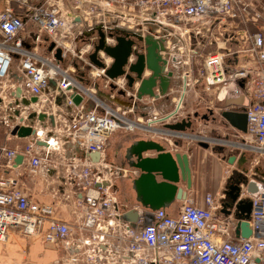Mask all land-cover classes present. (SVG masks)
<instances>
[{
	"label": "built area",
	"instance_id": "2783aa9c",
	"mask_svg": "<svg viewBox=\"0 0 264 264\" xmlns=\"http://www.w3.org/2000/svg\"><path fill=\"white\" fill-rule=\"evenodd\" d=\"M258 23L264 30V14L247 0H0V127L5 139L0 170L12 169L21 155L27 173L53 185V197L67 201L75 218L73 224L61 221L57 204H39L14 178L0 177V244L11 232L40 238L59 252L52 264H264V184L254 180L257 193L249 196L251 236L233 239L216 216L222 208L213 195L205 196L204 207L186 198L176 216L122 205L116 184L139 171L110 164L105 156L109 138L124 131L170 144L188 140L233 148L253 154L255 164L264 158V33L247 31L249 24ZM95 27L109 47L116 46L122 32L161 43L158 55L161 75L169 80L167 93H160L158 81L154 97H137L139 81L128 87L126 76L135 78L129 67L145 54L144 43L133 37L123 76H105L113 60L102 51L98 59L104 68L92 66L87 58L99 40ZM203 41L215 46L216 53L202 57ZM51 43L55 47L49 52ZM57 48L61 62L54 57ZM68 55L71 61L63 66ZM201 57V68L192 77L191 68ZM151 74L145 68L142 80ZM199 84L209 96L207 107L222 106L213 115L227 110L246 115V133L233 130L228 140L220 135L208 139L202 130L166 129L184 117L186 98ZM74 95L81 97L79 105L73 103ZM239 98L243 104L225 108L224 99ZM41 114L47 116L43 122L38 121ZM187 118L193 119V113ZM16 127L35 132L23 148L6 145L16 138L11 135ZM93 153L99 154L98 162L90 158ZM127 214H135L136 221H127Z\"/></svg>",
	"mask_w": 264,
	"mask_h": 264
},
{
	"label": "water",
	"instance_id": "95a60500",
	"mask_svg": "<svg viewBox=\"0 0 264 264\" xmlns=\"http://www.w3.org/2000/svg\"><path fill=\"white\" fill-rule=\"evenodd\" d=\"M95 31L99 36V40L97 44L93 46V51L87 58L92 66L97 69L104 68L103 63L98 59V52L102 51L107 57L113 60L110 68L105 72V76L111 80L123 76V67L126 65L127 58L131 53V47L135 44L134 40L131 39V37H133L139 43H144L145 54L137 55L136 62L129 67L130 74L135 75V78L130 75L126 76L128 87H132L135 81H139L140 86L138 88L137 97H154L153 89L156 87V82L158 81L160 93L162 95L167 93L169 80L163 78L161 75V59L158 55V51L163 50L161 43H157L151 37L142 39L139 36L122 32V35L116 38V46L109 47L105 45L104 35L101 29L95 27ZM90 34H85V36L88 37ZM54 47V44L51 43L48 47V51L51 52ZM54 57L57 61L61 62L62 50L57 48ZM145 68L152 74L148 79L142 80V74ZM50 85L53 86L54 84L51 82ZM239 85L242 86V83ZM111 88L113 89L114 86L111 85ZM18 93L19 90H17L16 94L18 95ZM119 95H123V93H119ZM101 98L107 100L106 96H102ZM59 101L60 100L57 101V104H59ZM72 101L75 105H79L81 97L74 95ZM223 101L226 108L239 105V103L242 102V98L236 100L224 99ZM31 102L35 103L36 99L33 98ZM117 103L119 104V102ZM22 104L28 105V102L23 101ZM209 115H213V112L210 111ZM220 116L224 126L230 127L243 134L246 133L247 120L244 113L227 110L223 111ZM34 118V114H31L28 117L30 125H32ZM46 118L47 116L45 114H41L38 116V121L43 122ZM48 119L53 125L54 118L50 116ZM202 119L207 120V116L204 115ZM213 120H215V118H213ZM190 126V118H187L176 124L166 125L165 127L171 131L185 132ZM34 133V130L30 127H16L12 130L11 135L19 139H27L33 136ZM36 144L38 146H45L44 143L39 141H36ZM174 145L178 147L179 143H174ZM198 146L203 150L209 149L207 144L199 143ZM211 151L221 156L224 153V148L215 147L212 148ZM148 153H154V156H144ZM90 158L94 162H98L99 154L93 153L90 155ZM223 159L227 160V163L230 165H233L236 161V164L239 167H242V164L246 161L244 156H241L236 160L235 155H231L227 158L224 157ZM126 160H128L129 168L139 171L138 177L132 180V189L136 194V203L142 208L153 212L160 209L166 210L175 201L179 202L186 200L187 193L179 188L178 185L184 183L186 190L191 188L190 169L187 155H173L157 141L140 139L136 140V142L127 149ZM22 162V156L17 155L13 160L12 166L16 168L22 165ZM157 178H159L160 181H157ZM254 180L264 184V178L259 179L258 177L253 176V179L248 183L247 175L240 174L237 178L231 177L225 187V198L221 207L222 211H226V208L232 210V212L229 210L227 213L236 223L234 232L237 238L248 239L251 236L248 220L250 219L252 212V202L249 196H255L257 193V186ZM59 181L63 182V178L59 177ZM59 189L60 193H62V189ZM242 190L246 192L248 197H241L243 193ZM125 219L129 222H135L137 216L135 214H127Z\"/></svg>",
	"mask_w": 264,
	"mask_h": 264
},
{
	"label": "crops",
	"instance_id": "0c3cea01",
	"mask_svg": "<svg viewBox=\"0 0 264 264\" xmlns=\"http://www.w3.org/2000/svg\"><path fill=\"white\" fill-rule=\"evenodd\" d=\"M247 1L252 3L257 11L262 12L264 14V0H247ZM247 31L250 34H254L257 32L264 33L262 23H258L257 25L249 24L247 26ZM68 65L66 66L68 67ZM99 95L102 96L103 94L100 93ZM120 101L117 100V102ZM59 102H61V100ZM87 109H90V104H87ZM156 110L161 115L165 113V109L163 108L157 107ZM212 110H214V113H216V110L210 107H207L204 112H200L199 110H193L189 112L185 110L184 117H180L178 121L180 122V120L185 119L186 116H189V114L192 113H193V117L194 115H197L193 119L190 118L192 121V126L191 128L185 131L187 133L188 132L192 133L193 130L194 131L199 130L194 128L199 127L201 124L203 125V127L212 125L211 123L212 121L207 124L202 119L204 115H208V113ZM213 117L216 118V120H218L217 122L214 123L215 125H217V123H220L221 126L226 128V126H224L221 119H218L215 114L213 115ZM213 130L218 131V128H214ZM13 139L15 138H12L8 143H6V145L9 148H14L16 146L23 148L27 144V139H17V140L26 141V144L23 147L20 146L19 144L15 145L16 143L12 141ZM156 141L161 143L164 146V148L168 152H171V154L173 155L174 154L187 155L189 169H190L191 188L189 190H186L184 183H180L178 187L183 189L187 193V199L192 200L196 206L199 207L205 206L204 198L206 195H213L217 201V205L220 206L225 198L224 192L228 180L231 177L234 178L235 176L238 177L241 174V172L245 173L248 179H253L254 174L248 171L244 172L245 164L247 165L249 164V167L251 166L252 168L256 166L254 161L255 156L253 154H248L246 152L245 153L238 152L240 154V157L243 155L246 160L242 164V167H239L236 164V161L233 165H230L221 156L213 153L211 149L215 147H209L208 150H203L198 146L199 143H190V141L188 140L187 141L183 140L184 141L183 144H179L178 147L174 145V143L176 142L174 143L172 142L173 144L172 143L170 144L169 142H165V141L164 142L158 140ZM4 143H5V139L4 142L0 144H4ZM105 156H106V151H105ZM144 156L151 157L154 156V153H149ZM240 157L239 155L236 156V160H238V158ZM23 171L27 173L25 163L16 168L12 167V169L2 170V171L0 170V177L14 178L15 181L17 182V186L20 187V189H22L27 195H29L31 199H33L35 202L39 204L40 203L50 204L54 202L55 204L58 205V209H57L58 219H60L61 221H65L69 224H73L75 218L69 212V208L67 205L68 202L60 200V198L58 201L56 200L55 197H53L52 193L55 187L53 185H50V183L47 182L44 178L32 177L29 174L27 176V174L26 175L23 174ZM254 171H256V169ZM135 178L120 180L116 184L115 189L119 198L118 200L122 205L131 207L137 204L136 194L132 189V180H134ZM157 181H160V179L157 178ZM120 183L124 185L121 186ZM71 190H74V188H71ZM242 192L243 193L241 197L242 198L246 197L247 196L246 192L244 190H242ZM181 206H182V201L179 202L175 201L166 209V212L171 216H176ZM229 210L232 212L231 209H227V208L226 211H222V209H219L216 212V216L221 220H223L224 223L228 226L229 228L228 236L233 239H237L234 232L236 223L233 220V218L228 215L227 212ZM17 235L18 233L16 232H11L9 234L6 242H8L7 247L10 248V250H5L0 252V264H52V262H54L58 258L59 252L55 251L52 246L44 244L40 238L24 237L23 239ZM44 248L50 251H45Z\"/></svg>",
	"mask_w": 264,
	"mask_h": 264
},
{
	"label": "rangeland",
	"instance_id": "374dc122",
	"mask_svg": "<svg viewBox=\"0 0 264 264\" xmlns=\"http://www.w3.org/2000/svg\"><path fill=\"white\" fill-rule=\"evenodd\" d=\"M76 43H80V42H76ZM203 44L201 48V55L202 57H204L207 54H212V53H216L217 49L215 46L213 45H209L207 42L203 41ZM81 45V43H80ZM90 53V51H89ZM87 57V55H86ZM85 57V59H86ZM202 57L197 59V65H194L191 71V75L192 77H196L197 74V70L198 67L199 69L201 68V61H202ZM84 58V57H83ZM71 58L68 57L64 60L63 62V66H66L70 63ZM78 62V61H76ZM17 62H14L13 68H15ZM98 84H100V81L98 82ZM203 88L201 87V84L197 85L195 88V91H191L188 94V97L186 98V104L184 105V108L186 111H193V110H199L200 112H204L205 109L207 108V102L209 99V96L206 95L205 93H203ZM244 102H240L239 104H243ZM222 108V106H220L219 104H215L214 105V109H219ZM218 119H221V116H217ZM222 120V119H221ZM204 121V120H203ZM208 122L210 123V121L208 120ZM214 126V127H212ZM214 128H218V131L213 130ZM194 129H199L202 131H205L207 134H205V137H207L208 139H215L216 137H218V135L227 138L228 140L233 139V129L230 127H223L220 125V123H217V125L212 124L211 126H205L203 127V125L201 124L199 127H196ZM142 137H144L143 135L139 134V133H126L124 131H117L115 132L108 140L107 145H106V161L108 163H112L115 165H121V163H124V156L126 154V150L127 148L133 143V141L136 140H140L143 139ZM19 138H15L12 141L14 143H16L15 145H20V146H24L26 144V141L23 140H17ZM145 140V139H143ZM236 140H233V142H235ZM4 142V130L1 129L0 127V143ZM231 155H235L240 157V154L238 152H236L233 148H229V149H224V153L221 155L222 158H227L228 156ZM254 163V161H253ZM258 171V173H262L264 174V158H260L259 161L257 162L256 166L254 168H252L251 166L249 167V164H245L244 166V170L255 174V170ZM23 174L28 176V173H26L25 171H23ZM121 186H123L124 184L120 183ZM119 184V185H120ZM120 192V189H119ZM20 238H23V236L21 235H17ZM26 240V239H25ZM8 242H5L3 244H0V252L1 251H5V250H10V248L7 247ZM13 249V248H11ZM45 251H50L47 250L46 248H44Z\"/></svg>",
	"mask_w": 264,
	"mask_h": 264
},
{
	"label": "flooded vegetation",
	"instance_id": "af4514ba",
	"mask_svg": "<svg viewBox=\"0 0 264 264\" xmlns=\"http://www.w3.org/2000/svg\"><path fill=\"white\" fill-rule=\"evenodd\" d=\"M206 116H207V115H206ZM194 117H196V116L194 115ZM212 118H213V115H209V113H208V117H207V120H206V121L209 120V121L211 122V119H212ZM217 121H218V120H216V118H215V120H212L211 123L214 124V123L217 122ZM134 142H136V141H133V143H134ZM133 143H132V144H133ZM132 144H131V145H132ZM131 145H130V146H131ZM130 146H129L128 148H130ZM128 148H127V149H128ZM125 152H126V154H125V156H124V162L126 163L125 165L127 166V164H128V160H126L127 150H126ZM228 157H229V156H228ZM226 161H227V160H226ZM121 164H123V163H121ZM244 171H246V170H244ZM241 174H245V173H242V172H241ZM236 177H237V176H235V178H236Z\"/></svg>",
	"mask_w": 264,
	"mask_h": 264
},
{
	"label": "bare ground",
	"instance_id": "6f19581e",
	"mask_svg": "<svg viewBox=\"0 0 264 264\" xmlns=\"http://www.w3.org/2000/svg\"><path fill=\"white\" fill-rule=\"evenodd\" d=\"M146 74H148L147 72H146ZM182 103H183V99H182V97H180L179 98V100H178V106H181L182 105ZM126 163L124 162L122 165L124 166ZM258 175H260V174H258ZM261 176V175H260Z\"/></svg>",
	"mask_w": 264,
	"mask_h": 264
}]
</instances>
